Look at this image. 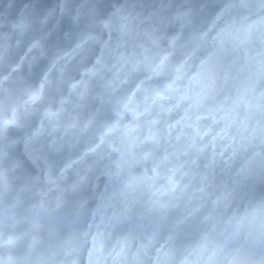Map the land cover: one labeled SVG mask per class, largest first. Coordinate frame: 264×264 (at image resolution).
I'll return each instance as SVG.
<instances>
[{
    "label": "clouds",
    "instance_id": "1",
    "mask_svg": "<svg viewBox=\"0 0 264 264\" xmlns=\"http://www.w3.org/2000/svg\"><path fill=\"white\" fill-rule=\"evenodd\" d=\"M0 264H264V0H0Z\"/></svg>",
    "mask_w": 264,
    "mask_h": 264
}]
</instances>
